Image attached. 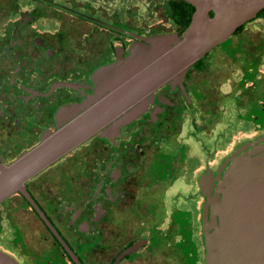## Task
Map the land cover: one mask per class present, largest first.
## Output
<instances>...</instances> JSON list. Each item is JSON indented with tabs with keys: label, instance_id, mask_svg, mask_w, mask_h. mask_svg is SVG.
<instances>
[{
	"label": "flooded vegetation",
	"instance_id": "obj_1",
	"mask_svg": "<svg viewBox=\"0 0 264 264\" xmlns=\"http://www.w3.org/2000/svg\"><path fill=\"white\" fill-rule=\"evenodd\" d=\"M70 4L0 0V166L55 132L59 109L92 94V72L139 40L127 32L163 33L123 22L119 6L105 16L103 2L83 11ZM61 9L86 26L66 30L54 17ZM170 33L183 32L176 24ZM229 42L221 51L240 64L229 65L225 82L221 71L206 75V61L219 67L207 53L184 76L183 90L164 83L118 132H97L30 177L26 192L45 219L20 192L3 201L0 251L19 264H77L65 246L80 264H207L200 179L212 175L213 194L230 157L264 143V38L248 48ZM222 114L226 129L241 120L242 132L255 135L218 155L219 140L226 148L231 142L215 132Z\"/></svg>",
	"mask_w": 264,
	"mask_h": 264
},
{
	"label": "water",
	"instance_id": "obj_2",
	"mask_svg": "<svg viewBox=\"0 0 264 264\" xmlns=\"http://www.w3.org/2000/svg\"><path fill=\"white\" fill-rule=\"evenodd\" d=\"M181 1L194 7L181 36L161 33L142 37L127 32L139 40L131 43L126 56L117 48L113 62L92 72V94L80 104L59 109L55 132H45L36 146L11 164L0 166V204L20 192L44 218L26 192L24 183L30 177L97 132H118L146 109L152 99L149 95L164 83H180L183 90L181 83L190 67L264 9V0ZM247 146L250 149L239 153ZM229 160L222 175L217 173L213 194L212 175L200 179L205 197L206 263L264 264V143L249 142ZM135 249L133 246L126 253ZM0 264L19 263L0 251Z\"/></svg>",
	"mask_w": 264,
	"mask_h": 264
},
{
	"label": "rangeland",
	"instance_id": "obj_3",
	"mask_svg": "<svg viewBox=\"0 0 264 264\" xmlns=\"http://www.w3.org/2000/svg\"><path fill=\"white\" fill-rule=\"evenodd\" d=\"M60 1V0H57ZM71 2L70 7L74 8L75 10L83 11V8L86 6L93 7L94 3L99 1L103 2V10L104 15L106 16L108 14V9L111 6H119L121 11V18L123 22H126L129 25H134L138 29L141 30H147L149 33L152 32H172L176 26L172 18L169 16V3L167 0H62ZM92 2V4L90 3ZM66 3V2H65ZM55 18H57L58 22L65 25L66 30L71 31H79L80 29H77V26L84 27L86 24L76 18V14L70 12V10H57L56 14L54 15ZM128 21V22H127ZM140 32V31H137ZM260 38H264V17H256L254 20L249 21L246 23L244 28L241 32L237 33V35H234L223 42L222 44L215 47L213 50H211L209 53L212 54V56H215L219 61L216 63L217 66L221 67V69H216V67H212L213 64L210 61H206L205 64L209 65L211 64V70L206 75H214L216 72L221 71V81L225 82L226 80V74L230 70L229 65H237L240 64V61L235 59H232V62L228 57L224 55V53L221 50H225L229 46L228 43L231 41L232 43L238 42V46L240 48H248L251 45H256L258 40ZM103 43V41H102ZM242 44V45H239ZM228 45V46H227ZM217 55L220 57L218 58ZM235 63V64H233ZM240 72L236 71L235 78L239 76ZM219 116V114H218ZM221 121H216L215 123V132H227V138L231 140L229 146L226 148L221 146L222 139L219 140L217 143V150L218 155H220V151H226L228 149H231L232 147L236 146L238 143H241L244 141L247 137H252L255 134H252V132H248L247 135L245 132H242V122L241 120H232L231 126L229 128H225V123H227L228 120H226L225 115H220ZM183 128V127H182ZM208 141V138H207ZM226 148V149H225ZM201 159L204 158V151L203 146H201ZM224 154H228L224 153ZM224 156V155H223ZM203 203V200L201 201ZM184 206H190L193 207V202H187Z\"/></svg>",
	"mask_w": 264,
	"mask_h": 264
},
{
	"label": "trees",
	"instance_id": "obj_4",
	"mask_svg": "<svg viewBox=\"0 0 264 264\" xmlns=\"http://www.w3.org/2000/svg\"><path fill=\"white\" fill-rule=\"evenodd\" d=\"M167 1L169 3V12H170L169 16L172 18L175 24H179L181 26V30L183 32L191 20L194 7L191 4L181 0H167ZM210 16H212L211 12H210ZM260 16L264 17V9L258 12V14L256 15V17H260ZM245 25L246 24L237 28L234 34L241 32ZM199 62L200 61H197L196 63L198 64Z\"/></svg>",
	"mask_w": 264,
	"mask_h": 264
}]
</instances>
